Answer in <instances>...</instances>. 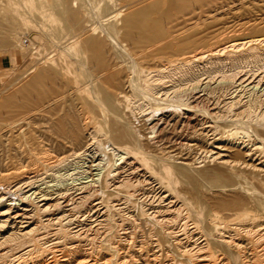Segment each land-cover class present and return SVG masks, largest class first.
I'll return each mask as SVG.
<instances>
[{"label":"bare ground","instance_id":"bare-ground-1","mask_svg":"<svg viewBox=\"0 0 264 264\" xmlns=\"http://www.w3.org/2000/svg\"><path fill=\"white\" fill-rule=\"evenodd\" d=\"M77 1L49 0L36 10L72 31L84 18ZM192 1L165 0L127 15L108 2L107 20L123 17L120 26L96 38L86 33L95 27L85 29L65 45L69 63L88 53L94 79L75 80L55 97L45 85L56 73L36 59L29 79L1 98L4 127L30 116L31 138L70 151L60 162L73 172L50 167L19 177L0 154V264H264V202L239 183L249 173L264 185V32L227 36V21L199 32L198 15L170 25L173 10ZM75 93L83 96L79 106ZM99 113L111 119L99 124ZM169 125L191 126L190 143L177 141L168 152L154 145ZM205 165L216 170L190 173Z\"/></svg>","mask_w":264,"mask_h":264},{"label":"rangeland","instance_id":"rangeland-1","mask_svg":"<svg viewBox=\"0 0 264 264\" xmlns=\"http://www.w3.org/2000/svg\"><path fill=\"white\" fill-rule=\"evenodd\" d=\"M9 1L11 2V4L9 3ZM19 1L17 3L16 0H12V1L6 0L5 5L9 4V6H8L9 9H8V8H5V6L3 8L5 1L3 0V2H4L3 3L0 0V2L3 3V4H1L2 6H0V57H5V59H8V58L10 59V60H8L9 64L6 63V65L7 64L10 65V63H11V66L9 68L6 67L5 69L0 70V103L2 102L1 98H4L7 95H9L10 93H12L14 91V89H16L22 83H24L26 80L29 79V77L31 75H27L26 70L31 65H33V63H34V61H36V59H37V62H39L38 64H40L39 67H41V69H49V70L52 69V71H54L56 73L55 74L56 76H54V79H52L50 81L48 80L46 82V85H45L46 88L48 87L47 89H49V90L54 89L55 90V92L53 94L55 97L59 96V95H63L64 94L63 92H66L67 89L74 84L73 82H75V80L80 79L78 82H80L79 84L81 85V83L84 84V83L91 81V79H94L95 75H96V63L92 62L89 59L88 53H86V52L81 53V54L79 53L77 59L75 57H73L74 60L72 59V61L70 62L71 64H70L69 58L65 57V56H67V57L69 56L70 60H71L70 54L65 50V47H66L65 45H68V43L71 41V39L73 40L75 37H77L76 35L80 34V32H85L86 30H89L92 27H95L96 30H94V31L89 30L88 32H86L89 34V35L86 34L89 36V38H96V37L102 35L101 32L106 31V29L108 28L107 26H109L110 24H116L117 27H119L121 24V19L123 17L118 18L115 21H113V19L107 20L108 17L106 16V14L107 13L109 14L114 9L111 6L106 7V4L108 2L109 3L112 2V3L117 4L118 6L116 5V8L122 7L121 10H122V14H124V15H127L130 12L140 10V9H142L146 6H149L153 3H156V2L161 3L160 7L165 5V3L163 2L165 0H103V2H102V0L101 1L100 0H78L77 2H80V3H78V5L76 7H73V8H74V10L82 11V13H84V18H82V22L80 23V25L76 29H73L72 31H67V29L65 28L66 23L64 22V20H60L56 16H51L52 19H50V17H47V16L42 17L41 15L38 14L37 10L40 9L41 11H44V7L46 9L49 0H26V1L25 0H19ZM193 1H195V0H193ZM193 1L189 4V7H187V9L185 11H183L182 13H179L176 10H173L174 14H171L172 15V17H171L172 23L170 25L173 26L175 23L177 24L178 22H182V21L184 22L185 19L187 20V18L190 15L195 16V18L198 15L197 16L198 19L197 18L195 19V21L197 20L198 23L195 22L196 25L194 26L193 30H196L199 32L204 31V33H205L206 31L208 32V30H213L215 28H216L215 30L220 29V28H222V25L220 23H223V22H225V25H224L225 28H226V25L228 24L227 28L229 30L227 29V31H228V33L226 32L227 36L228 35L229 36L235 35L236 33H238L236 35L251 36V34L256 35L258 33V35H259V34H263V32H264V0H238V1L233 0V2H232V0H230V1L229 0H224V1L213 0L209 3H207V2L210 0L203 1V2L202 1L201 2L196 1V3ZM215 1L218 2V7L215 6V5H217V3L216 4L213 3ZM226 1H228V2H226ZM12 3H15V4H12ZM79 4L80 5L82 4V8H80ZM206 5H207V7H206ZM224 5L227 7H225ZM99 6L103 9H99L100 8ZM222 6H223V8H222ZM10 7H12V9ZM104 7H106V8H104ZM194 7H196L195 10H193ZM14 8H15V10H13ZM208 8H211V9H208ZM215 8H218L217 11H214ZM104 9H106V10H104ZM12 10L14 12L10 13V12H12ZM1 11H2V13H1ZM15 12H18L19 14L23 15L22 18H24L26 20L23 21L21 17L17 16L18 13L16 14ZM98 12H100V13L98 14ZM188 12H191V14L190 13L188 14ZM14 13L16 15H14ZM101 13L102 14L105 13L104 15L106 17L104 15H102ZM200 13H202L201 15L206 14V16L204 15L205 18H204V16H201ZM209 13H210V15H209ZM212 13H214V14H212ZM85 14L87 15L86 17H85ZM101 15L104 17H102ZM183 15L185 18L183 17ZM213 18H216L218 21L213 23V21H212ZM223 18H224V20L225 19L226 20L224 21ZM205 19H207V20H205ZM226 21L228 22L227 24H226ZM230 21H233V23H231ZM211 22H212V25H210ZM229 22L231 23V25L229 24ZM246 22H248L249 25ZM117 23H119V24H117ZM236 23L239 24V26ZM241 23H244V25ZM86 24H88V25H86ZM89 24H91V25L89 26ZM185 24H188V23H185ZM197 24H198V26H197ZM200 24H203V25L200 26ZM213 24H214V27H213ZM232 24H236V25H232ZM240 25L242 26L241 28H240ZM163 26L166 28V27H169V24H163ZM228 26H233V27H228ZM236 26H238L240 28V30ZM202 27H204V30ZM100 28L102 31L100 30ZM198 28H199V30H198ZM210 28H212V29H210ZM35 29L37 30V32ZM98 30H99V32H98ZM229 32H231V33H229ZM35 33H37V34H35ZM44 35H46V36H44ZM39 36H41V37H39ZM50 38H52L53 40H49ZM24 39L28 40V46H26V47H24L22 45V41ZM54 41L57 43H55ZM66 41H67V43H65ZM78 48H80V46ZM62 49L64 51H62ZM65 52H67L68 54ZM63 53H65V55ZM61 54H63L64 56L62 55V57H61ZM80 58H82V59H80ZM38 59H40V60H38ZM51 61L54 63H52ZM48 64H50V65H48ZM52 64L56 65V67L54 65L55 69H53L54 67H52L53 66ZM68 64L70 66H68ZM56 68L57 69L59 68L58 71L56 70ZM83 68H84V70H82ZM60 69L62 70L63 75H62V72H60ZM64 69H65V71H63ZM72 71H74V72H72ZM76 73H78L79 76H78V74L76 75ZM66 74H69V75L67 76ZM72 74H74V76ZM89 76H90V80L88 78ZM76 77L77 78L79 77V78L77 79ZM85 80H86V82H85ZM61 92H62V94H60ZM53 95H52V97H54ZM73 95H75V96H73ZM73 95H72V98L74 99V102L76 101L75 104L79 106L80 102L82 101L83 96L80 98L79 96H81V94L79 95V93H78V95H77V93H75ZM100 115L101 114L99 113L98 116L96 117V122H99V124H104V122L106 120L108 121L111 119V117L109 118L108 116L105 119V117H103L102 115H101L102 116V118H101ZM28 118L31 119L30 116ZM100 118H101V120H100ZM103 118H104V120H103ZM20 119L21 118H19V116H18V118H16L14 120V123H15V124H13L14 127H11V130L13 132L10 130L9 126H5V127H9V128H5L4 127V125H5L4 121L0 120V145H3L2 147L0 146V154H2L1 156H3L2 157V159H4L3 165L6 167V169H9V170L11 169L10 171H12V170L16 171V173H18L19 177L26 176L27 174L31 175L35 172L42 173V172L46 171V169L49 170L50 167L53 168L52 172L48 171L42 177H47V175H50V173H54L56 175H60L61 173H63V176L66 175L65 172H67V174H69L68 172L72 173L73 167H71L72 166L71 164L69 165L68 163H65V162L61 163L60 162L61 158L68 155V153L70 151L62 150L61 152H57V151L53 150L51 147L48 148L49 146L42 139H38V140L34 141V139H32L31 137H34L36 135L35 131H36L37 125L34 123L33 120L27 119V121H26V120H22V119L20 120ZM16 121H17L18 125H17ZM101 121L103 123H101ZM22 127H23V129H22ZM104 127L106 129L107 125H105ZM190 127L191 126L184 125L182 128H180V126L173 127L172 125H169V126H167L165 131L162 133V135H163L162 138L160 137L159 139H157L159 141V143H157L158 142L157 141L154 145L158 146L159 148H161V147L165 148L166 146L169 147L168 149L165 150V152L174 150L171 147V145H173V144L176 145L179 141H180V143H182L183 140H184V142H189L191 140L193 130L191 132L190 130L192 129V127H191V129H190ZM179 131H181V132L179 133ZM177 132H178V134H177ZM181 133L183 135H181ZM185 135L188 137H186ZM189 135H190V137H189ZM28 138H29V140H28ZM173 140H175L176 142L175 141L173 142ZM161 145H163V146H161ZM175 145H173V146L175 147ZM46 149H47V151H46ZM177 152L178 151H174L172 154L177 153ZM187 156H188L187 161H191L190 160L191 158L189 159L190 155H187ZM33 157H34V159L35 158L36 159L34 160ZM187 161H185V162H187ZM58 162H60V163H58ZM9 164L10 165L12 164L13 166L12 165L10 166ZM194 167H196V165H194ZM59 168L60 169L62 168L60 170L61 172L58 171ZM70 168H71V170H70ZM14 169H16V170H14ZM66 169H68L70 171H68V170L66 171ZM193 170H194V168H193ZM199 170L200 171L211 170L214 172L216 169H215V166L205 165L204 168L203 167L199 168V169L197 168L196 170H194V173H193V171H191L190 173L194 174L195 176L196 175L198 176ZM94 173H95V171H93V174ZM243 176L245 178L240 180V182H239L241 187L244 188L245 190H249V191H252V189H253V192H256L255 195L257 196V198L259 200H261L262 202H264V196H261V195H264V185H262V182L260 180L253 178V176L249 173H244ZM199 179L201 180V178H199ZM186 184L187 183H185V186H188V184L187 185ZM205 184L206 183L204 182V185ZM203 187H202L203 192L207 191L209 193V191L207 190L208 189L207 186H205L206 188L205 187L203 188ZM258 194H259V196H258Z\"/></svg>","mask_w":264,"mask_h":264},{"label":"crops","instance_id":"crops-1","mask_svg":"<svg viewBox=\"0 0 264 264\" xmlns=\"http://www.w3.org/2000/svg\"><path fill=\"white\" fill-rule=\"evenodd\" d=\"M8 60H10V59L9 58L5 59V57H0V70L5 69L6 67L9 68L11 66V63H10V65H8L9 64ZM6 63H8V64L6 65Z\"/></svg>","mask_w":264,"mask_h":264},{"label":"built area","instance_id":"built-area-1","mask_svg":"<svg viewBox=\"0 0 264 264\" xmlns=\"http://www.w3.org/2000/svg\"><path fill=\"white\" fill-rule=\"evenodd\" d=\"M27 43H28L27 39H24L23 40V45H27Z\"/></svg>","mask_w":264,"mask_h":264}]
</instances>
